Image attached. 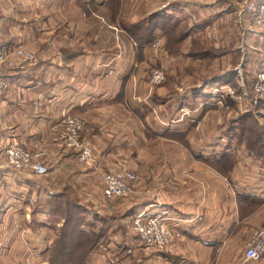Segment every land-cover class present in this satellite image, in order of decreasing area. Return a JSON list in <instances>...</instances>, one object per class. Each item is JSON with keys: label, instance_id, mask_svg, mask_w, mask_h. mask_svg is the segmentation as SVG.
<instances>
[{"label": "crops", "instance_id": "crops-1", "mask_svg": "<svg viewBox=\"0 0 264 264\" xmlns=\"http://www.w3.org/2000/svg\"><path fill=\"white\" fill-rule=\"evenodd\" d=\"M153 1L0 0V33L12 37L3 41L22 42L39 54L37 62L18 61L7 69L11 86L0 93V139L2 145L19 139L51 165L45 175L0 169V264H51L48 253L63 224L64 200L82 206L84 215L109 233L89 264H117L118 253L120 264H264L244 260L251 230L264 224V155L243 149L246 138L236 134L191 133L208 113L216 115L215 84L235 77L240 67L254 71L246 58L257 44L250 24L234 22L242 41L235 50L245 55L239 67L227 68L231 75L175 84L176 91L169 83L150 87L142 72L158 61L153 43L167 35L164 17L192 21L184 38L189 39L223 18L240 16L244 0H159L150 7ZM203 18L211 20L201 23ZM107 22L124 29L120 42ZM133 31L151 40L140 41ZM68 115L86 121L83 136L92 143L94 163L80 161L75 149L55 139ZM143 139L157 151L143 153ZM133 162L150 163L151 175L115 210L116 200L103 199V172ZM161 208L181 231L168 249L121 243L127 240L121 232H129L138 210Z\"/></svg>", "mask_w": 264, "mask_h": 264}, {"label": "rangeland", "instance_id": "rangeland-1", "mask_svg": "<svg viewBox=\"0 0 264 264\" xmlns=\"http://www.w3.org/2000/svg\"><path fill=\"white\" fill-rule=\"evenodd\" d=\"M156 1L157 3L160 2L159 0ZM156 1L151 2L150 7L156 5L157 4ZM224 6H226V4ZM223 19L224 20H221L222 22H217L215 25L211 24V27L208 28L207 30L203 29L200 32H196L192 36V38L189 39H182L183 34H181L182 33L181 31L188 23H191L192 21L189 22L183 21L184 24H182L181 27L182 30H180V32L171 35H166V37H164L163 39L161 40L159 39L158 42L159 44L156 46L157 50L153 49L152 52L153 56L155 55V57H158V61L153 65H147L146 67L143 68L142 71L144 77H147L149 86L154 88L162 84L167 85V83L173 86L176 84V85H181L183 87L184 85L187 86L188 84L196 85V81L198 80L204 79L209 82V80H211L213 76L219 75L221 72H226L227 68L235 69L239 67L240 62L244 59L245 54L244 51H241V49L235 50L236 48H238L239 45H241L242 41L240 42V32H239L240 27L234 22L236 20V22H239L240 25L243 27L245 22L246 24H248V20L238 15L237 16L235 15V17L230 16L227 19L225 18ZM210 20H211L210 18H203L200 20V22L206 23ZM108 24L116 25L118 27V31L116 32L115 29L110 28ZM106 25L108 28L112 29L114 33L113 35L114 39L120 42L121 33L124 31V29H122L118 24L115 23L107 22ZM116 33L118 34V36H116ZM133 33L136 34L134 35L136 36V39H139L140 41H141V37L147 34V33L140 34L139 31H133ZM1 37L3 40H8L9 38H12L10 34L6 33V31L3 34H1ZM18 37L22 38L21 35ZM255 39L257 42V44L254 45L256 46V48H254L255 51L250 48L251 51L249 50L248 54L246 52V58H248L249 62L254 65V71H252V69L250 67H247L246 65L244 67H240L238 72L234 73L236 75L235 77H231V78L229 77V79L222 78L223 80L221 81V83L215 84L212 87V89L215 88L221 89L217 91L219 96L218 102L220 104L215 111L216 115L212 113H208L207 116H205L206 117L205 121H202V124L200 126H196L192 128L191 133L196 137H201V135H205L206 138L213 137L214 134L216 135L220 134L219 138H221L223 134L229 133V131L231 130V128L234 127V125H242L244 127V132L246 136L245 144L248 146L242 148L245 150L248 149L249 152H251L252 149L254 151V154L260 156V155H264V97L258 100L253 97L255 78L260 67V63L258 61L260 51L257 48L258 46L257 36L255 37ZM134 41L136 42L137 40ZM197 51H204V52L198 54ZM253 51L256 52L255 56L253 55L254 53ZM35 52L38 54L37 51ZM173 55H177L174 63L173 61H170ZM184 56L186 58H184ZM156 69L163 70L166 73V78L161 83L152 85L149 83V76ZM226 73L229 75L232 74V72L230 71H227ZM176 77L179 78L176 79ZM212 82L213 81H211L210 83ZM229 88H230V94H229ZM174 89L176 91H179L177 87L175 88V86ZM217 93H213V94L217 96ZM185 111H188V109L186 108ZM190 111L191 110L189 109V112ZM86 130H88L87 124H86ZM85 132L86 131L83 132L81 136V140L88 141L92 145L90 140L84 138L83 135ZM151 142L152 141L150 140L148 141L147 139H143L141 141V143H143L142 146L143 153L151 154L153 153V151L155 152L157 151V149L151 145ZM222 143L224 146L226 145L225 142ZM151 149L153 151H151ZM131 164H132L131 166L132 168L130 167L129 169L133 170L138 177L137 181L134 184L133 191L130 194V196H133L135 195L136 189L138 188L137 186H139L140 184L141 178L143 177L148 178L149 175L151 174H150V163L133 162ZM122 168H127V167H122ZM223 180L225 182L227 181V183L229 182L228 177L227 178L224 177ZM130 196H128L129 198L124 199V197L110 198L105 195L103 199L107 202L111 201V199L116 200L117 208L115 210H117L118 207H122V206L124 207L126 205V202L124 201L130 199ZM100 207L102 209L104 208V206H100ZM71 211H73V209L70 208L69 206L68 207L65 206V208L63 209L61 213V215L63 216L61 217L63 219V224L65 223L64 221L66 216L68 217L72 216L71 213L73 212ZM119 212H120L119 210L113 211V214L116 215ZM134 216L135 215H133L132 217L134 218ZM63 227H64L63 237L68 240V243L66 241V245L72 246L76 249L78 254L75 258L76 260L75 262L80 264L81 263L80 260H82V258L85 256V253L89 248V246L92 244L93 240L89 238L86 239L84 237L78 238V240L73 239L72 230H74L75 227H71L70 225L69 227H65V226ZM122 230L125 231L124 228ZM121 236L124 237L123 239H127V240H120L121 243L125 246L133 242V243H140L143 246L150 247L143 241L141 234H139L137 231L134 230L132 220L130 223L129 232L127 233L121 232ZM115 242H117L115 245V247L117 248L119 242L118 240H116ZM100 244H102V242ZM150 248H155V247H150ZM114 252H117V250L114 249ZM108 253L110 254L111 252ZM113 257L116 263L120 264L119 260L122 259V256H120L118 253ZM89 259L88 261H90ZM97 260H99V263H101L100 259ZM261 262L264 263V261Z\"/></svg>", "mask_w": 264, "mask_h": 264}, {"label": "built area", "instance_id": "built-area-1", "mask_svg": "<svg viewBox=\"0 0 264 264\" xmlns=\"http://www.w3.org/2000/svg\"><path fill=\"white\" fill-rule=\"evenodd\" d=\"M244 13L250 24V30L257 36V48L260 51L258 58L260 67L256 74L253 94V97L258 100L264 97V0L242 1L239 14L243 17ZM108 25L116 32L118 31L116 25ZM116 36H118L117 33ZM158 44V41L153 43L154 46ZM38 59L39 55L34 50L27 48L22 42L13 45L7 44L0 35V93L9 91L11 86L7 69L16 66L18 61L37 62ZM165 78L166 73L156 69L149 76V83L152 85L159 84ZM219 90L221 89L215 88L212 93H217ZM217 97L219 98L218 93ZM84 131H87L86 121L77 115H68L57 130L55 139L63 147L75 149L80 161L92 164L95 161L94 149L88 141L81 140ZM3 167L28 169L36 175H45L50 171L51 165L40 160L19 139L11 138L6 145H2L0 139V169ZM102 177L103 192L110 198L130 196L138 179L137 174L129 168L107 170L103 172ZM172 218L164 208L155 212L140 209L132 218V223L134 230L141 234L143 241L148 246L162 251L168 249L174 237L181 234L180 230L174 229V226L171 225ZM244 260L264 261V224L251 230L245 245Z\"/></svg>", "mask_w": 264, "mask_h": 264}, {"label": "trees", "instance_id": "trees-1", "mask_svg": "<svg viewBox=\"0 0 264 264\" xmlns=\"http://www.w3.org/2000/svg\"><path fill=\"white\" fill-rule=\"evenodd\" d=\"M182 24H184V22L179 19H175L174 21L164 17L163 21H162V25L165 27L166 29V33L167 35H171L174 33H178L180 32ZM199 25H197L196 27H198ZM196 27L192 28V30H194ZM189 29L188 24L183 28V30L181 31L183 34L182 39H184V37L188 34L186 29ZM190 30V29H189ZM186 31V32H185ZM135 34V33H133ZM133 36V35H132ZM144 40L146 38H148L149 40H151V36L149 34H146L145 36L142 37ZM152 44V43H151ZM198 54H201L204 51H197ZM230 134H236L238 138H246L245 136V132H244V127L242 125H238V129L235 128V125L233 128H231V130L229 131ZM223 165H226V162H222ZM220 165V164H219ZM63 208L62 210H60V212L62 213L63 209L66 207H70L73 209V213L71 217L66 216L65 218V223L58 227L57 229V235L54 239L53 245L52 247L49 249V253H48V259L50 261L51 264H78L77 262H75V258L78 254V252L76 251V249L72 246H67L66 245V241L68 243V240L66 238L63 237V229L65 227H69V225L71 227H75L74 230H72L73 232V239H77L78 238H86V239H91L93 240L92 244L89 246V248L87 249L85 256L82 258V260H80V264H89L88 263V259L90 257V255L93 253V251H95L100 243H104L108 240V235L109 233L107 232L106 229H104L103 227L99 226L96 222L89 220L85 215H84V208L82 206H75L73 204H71L68 201L63 202ZM51 206H55L54 204H51ZM59 211V209H57ZM69 224V225H68ZM97 238V239H95Z\"/></svg>", "mask_w": 264, "mask_h": 264}]
</instances>
